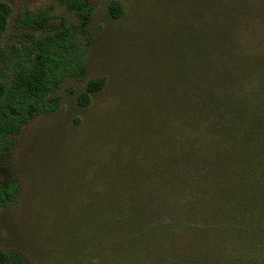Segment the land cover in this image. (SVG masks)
Returning a JSON list of instances; mask_svg holds the SVG:
<instances>
[{
  "label": "rangeland",
  "instance_id": "rangeland-1",
  "mask_svg": "<svg viewBox=\"0 0 264 264\" xmlns=\"http://www.w3.org/2000/svg\"><path fill=\"white\" fill-rule=\"evenodd\" d=\"M0 1L12 10L0 46L28 48L32 32L19 19L40 10L46 26L70 27L86 46L83 72L60 89L56 111L24 125L0 160V175L20 188L17 202L0 207V250L29 264H264V218L241 215L240 193L162 184L155 171L139 184L111 178L114 158L142 171L162 153L147 143L160 118L142 111L172 95L166 78L186 0H84L86 25L59 0ZM96 79L105 88L80 106Z\"/></svg>",
  "mask_w": 264,
  "mask_h": 264
},
{
  "label": "trees",
  "instance_id": "trees-1",
  "mask_svg": "<svg viewBox=\"0 0 264 264\" xmlns=\"http://www.w3.org/2000/svg\"><path fill=\"white\" fill-rule=\"evenodd\" d=\"M59 1L88 24L91 10L84 0ZM186 1L188 19L175 23L173 71L166 78L172 95L161 92L148 105L151 111H142L160 118L147 143L162 153L149 154L150 167L142 171L134 160L114 158L111 178L139 184L155 171L162 184L192 182L222 195L227 189L246 201L238 205L246 219L264 218V0ZM11 13L0 1V40ZM108 13L120 18L121 6L113 3ZM47 22L41 10L26 14L18 24L32 32L28 48L0 46V160L24 125L56 111L60 89L83 72L86 46L79 33ZM104 88V79L89 81L78 103L89 106ZM19 194L14 178L0 175V207L17 202ZM0 264L29 263L0 250Z\"/></svg>",
  "mask_w": 264,
  "mask_h": 264
}]
</instances>
